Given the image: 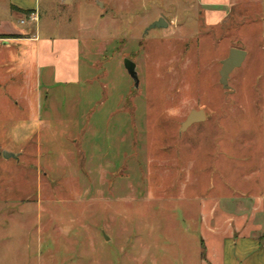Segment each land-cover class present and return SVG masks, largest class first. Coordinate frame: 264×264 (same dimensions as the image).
<instances>
[{
  "label": "rangeland",
  "instance_id": "obj_1",
  "mask_svg": "<svg viewBox=\"0 0 264 264\" xmlns=\"http://www.w3.org/2000/svg\"><path fill=\"white\" fill-rule=\"evenodd\" d=\"M48 6L36 24L79 40L80 76L40 82L49 127L27 130L20 158L0 168V264H209L208 248L226 264H257L264 0L223 17L201 0ZM159 17L167 26L148 28ZM233 47L246 56L223 88L221 60ZM199 108L205 119L180 130ZM211 207L230 228L213 242L202 225Z\"/></svg>",
  "mask_w": 264,
  "mask_h": 264
},
{
  "label": "crops",
  "instance_id": "obj_2",
  "mask_svg": "<svg viewBox=\"0 0 264 264\" xmlns=\"http://www.w3.org/2000/svg\"><path fill=\"white\" fill-rule=\"evenodd\" d=\"M53 1L55 0H45L47 8L49 2ZM58 1L61 5H69L72 2ZM201 1L210 6V17H223L226 11H230L236 4L255 3L259 0ZM42 3L44 0H0V168L10 163L11 159L20 158L24 152L22 144L27 139V130L34 128L33 133L37 134L40 128L49 127V115H41L40 100L43 96L40 82L69 84L79 81L78 39L51 35L49 31L37 26V20L25 25L20 23L25 13L17 9L34 11L39 17ZM12 87L15 90H11ZM4 151L16 154V157H4ZM228 220L215 216L212 207L208 209L207 215L202 218V225H205L212 235L211 242L229 233L228 227L222 230ZM246 253H241V256L247 255ZM257 256V264H264V251H258ZM206 257L209 264H226L225 252L222 249L208 248ZM242 262L241 264L249 263Z\"/></svg>",
  "mask_w": 264,
  "mask_h": 264
},
{
  "label": "water",
  "instance_id": "obj_3",
  "mask_svg": "<svg viewBox=\"0 0 264 264\" xmlns=\"http://www.w3.org/2000/svg\"><path fill=\"white\" fill-rule=\"evenodd\" d=\"M167 26V23L162 17H159L157 20H154L148 28L153 27H165ZM246 56V52L239 48H231L229 50V53L226 58L221 60V67L219 69V83L222 85L223 88H227V81H228V75L230 71H232L234 68L239 67L243 61V59ZM123 65L125 70L127 71L130 78L133 80L134 85L137 86L138 84V77L136 73V65L135 63L129 59L124 58ZM205 119V111L201 108L199 109H191L189 113L187 114L184 121L180 124V130L186 129L188 126L195 122H200ZM2 155L4 157H16V154L8 153L6 151L2 152Z\"/></svg>",
  "mask_w": 264,
  "mask_h": 264
},
{
  "label": "built area",
  "instance_id": "obj_4",
  "mask_svg": "<svg viewBox=\"0 0 264 264\" xmlns=\"http://www.w3.org/2000/svg\"><path fill=\"white\" fill-rule=\"evenodd\" d=\"M37 20V14L34 11H31L29 13H25L23 18L20 20L21 24H25L27 22H36ZM1 41V38H0Z\"/></svg>",
  "mask_w": 264,
  "mask_h": 264
},
{
  "label": "trees",
  "instance_id": "obj_5",
  "mask_svg": "<svg viewBox=\"0 0 264 264\" xmlns=\"http://www.w3.org/2000/svg\"><path fill=\"white\" fill-rule=\"evenodd\" d=\"M18 11H21L23 13H29V11H24V10H21V9H17Z\"/></svg>",
  "mask_w": 264,
  "mask_h": 264
}]
</instances>
